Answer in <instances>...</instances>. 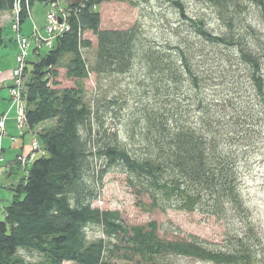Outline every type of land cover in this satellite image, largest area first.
Here are the masks:
<instances>
[{
    "label": "trees",
    "instance_id": "obj_1",
    "mask_svg": "<svg viewBox=\"0 0 264 264\" xmlns=\"http://www.w3.org/2000/svg\"><path fill=\"white\" fill-rule=\"evenodd\" d=\"M17 1L0 0V14H11ZM67 1L66 30L46 53L33 51L23 72L24 133L51 126L37 131L42 154L11 188L0 220V264H107L113 253L133 264H177L180 258L258 264L259 241L246 233L215 250L196 236L161 237L155 221L126 225L117 211L92 204L106 173L117 168L135 196L146 199L140 203L146 212L176 210L218 221L245 216L241 162L248 159L245 142L255 122L246 84L262 90L264 41L242 19L241 9L247 4L264 14V0H196L215 10L224 31L219 34L207 29L202 15H185L184 0H158L170 4L204 44L220 48L219 59H225L219 60L223 74L216 84L225 89L221 100L206 97L205 70L200 72L194 61H208L205 47L195 54L194 44L185 41L153 44L137 26L101 29L98 7L103 3L138 7L151 0ZM34 2L19 0L21 22ZM246 35L258 47L252 49ZM135 63L140 72L132 93L130 88L112 97L100 92L87 100L84 80L91 74L125 75ZM59 69L75 82L73 87L56 88ZM129 100L135 108L128 118L129 139L97 137L94 119ZM95 228L102 236L90 240L87 232Z\"/></svg>",
    "mask_w": 264,
    "mask_h": 264
},
{
    "label": "rangeland",
    "instance_id": "obj_2",
    "mask_svg": "<svg viewBox=\"0 0 264 264\" xmlns=\"http://www.w3.org/2000/svg\"><path fill=\"white\" fill-rule=\"evenodd\" d=\"M50 1L51 0H35L32 4L33 10L41 7L44 11V28L42 27V30L39 32L43 40L50 38V36L45 32V25L46 18L51 12L56 16H61L62 19L64 18L65 23H67L68 19V13L66 11V8L69 6L68 1L65 2L64 0H60L56 3L55 7H51ZM203 2L205 1L197 2L196 0H184L186 9L185 15L189 17L202 15L205 17L204 20L209 31L216 34L224 33L220 22L215 15V10ZM98 11L101 15V29L123 30L137 26L142 31L143 36L153 44L173 46L179 44L180 41H185L186 43L194 44L195 54H200V51L205 47L209 55L208 61L199 57L194 60L199 64L198 70L200 72L205 70L203 73L207 79L205 82L207 87H205L204 90H207L209 93L208 95H205L206 97H209L208 99H223L221 98V95H223L222 92H225V89L216 85L221 80L219 76L223 74L221 72L222 68L220 67L219 60L222 63L225 62V59H219L220 48L204 44V42L196 36L194 30L189 28V25L184 22L177 13L172 11L170 4L158 0H151L148 3L140 4L138 7H133L127 2L107 1L98 7ZM241 12L244 15V18L242 19L245 23L253 27L255 34L264 41V14H260L258 9L247 4L243 5ZM11 20L12 13L10 14V23L8 16L0 14L1 74H3L2 72L7 74L8 71L16 67L15 59L18 54V46L15 41L16 34L11 29ZM61 21L62 20H59V23H61ZM29 22V16L25 18L23 22H20L22 30H24L26 26L25 24ZM64 31L65 28H61L58 35H61ZM30 34L28 35L30 36ZM85 37L90 38L94 42L91 34L86 33ZM246 37L252 49L258 47V42L252 39L251 35H246ZM94 46L95 45L93 44V47ZM28 50L29 59L32 60L31 53L34 50L32 47ZM47 50H49V47L44 44V46H42V48H40L37 52L46 53ZM138 64L139 63H135L130 73L125 75L108 77L103 76L97 78L95 75L91 74L86 80H84L87 100H93L95 95L100 92L106 97L127 94L128 88H130L129 90L131 92L137 85L135 84V77L140 72ZM59 72V86L56 88L63 89L73 87L75 82L64 77V69H59ZM260 74L263 79L261 92H259L252 84H246L249 86V102L251 105L255 106L252 111V117L254 116L255 122L249 130L248 140L245 142L247 147L244 157H248V159L247 161L243 160L241 162L242 164L244 163V168L241 176L240 191L242 200L247 210L243 218L234 215L231 216L228 221H218L212 217L202 216L197 213H186L176 210H168L163 213L158 211L146 212L140 206V203L146 202V199L137 198L135 196L131 188L127 185L126 176L120 173L117 168L110 169L106 173L102 179V185L99 188L98 198L92 205L101 210L117 211L126 225H145L151 221H155L161 228V232L159 234L161 237L165 236L168 238L183 239L188 235L196 236L215 250H222L227 244V240L231 237L235 238L238 235H242V233H246L249 238L256 237L258 239L259 245L258 250H256L258 255L257 262L258 264H264V104L261 102L262 98H264V65L262 66ZM24 82L25 81L22 79V84L18 91H25L23 90ZM20 100L23 102L25 111V100L23 98ZM133 109H135L133 102L132 100H129L122 106L104 111L100 120L94 119L93 126L95 131H93L97 137L116 134L120 141L126 142L127 139H129L127 134V128L130 125L128 121L130 120L128 119L130 116L129 113L133 111ZM257 112L258 114L256 115ZM15 121V128L17 130L18 123L16 118ZM21 125L23 134L27 128L25 127V123L22 122ZM50 126L51 124L45 123L42 126H39V128L37 127V129H32L27 131L28 133H25V154H27L29 148L30 150L32 149V145L35 141L38 142V137L36 135L37 131ZM5 138H7V134L5 135L2 133L1 141L3 143V147L8 148L9 144L4 140ZM8 139L12 142L15 141V139L11 136L8 137ZM95 139L97 141V138ZM11 155L12 153L10 152L5 153V151H0V156L2 157V168L6 170V172L0 173V213L2 211L4 213V207H6L11 201V188H13V186L23 178L27 168H18V166L14 164L15 159L11 164H7L6 161H8ZM33 155L37 157L40 153L38 155L37 151H35ZM100 164L101 163H98V165ZM12 167H16L14 169L15 172L13 171L10 178L5 180L6 174ZM166 230H170V233L165 234ZM87 236L90 240H95L102 235L100 230L95 228L93 230L89 229ZM113 254L106 260L107 264H133L131 262L120 260L115 256L113 257ZM176 263L212 264L209 262H201L185 258L176 259Z\"/></svg>",
    "mask_w": 264,
    "mask_h": 264
},
{
    "label": "built area",
    "instance_id": "obj_3",
    "mask_svg": "<svg viewBox=\"0 0 264 264\" xmlns=\"http://www.w3.org/2000/svg\"><path fill=\"white\" fill-rule=\"evenodd\" d=\"M60 0L50 1L51 7H55L56 3ZM65 2L67 0H64ZM49 2V3H50ZM29 10V9H28ZM20 5L19 0L15 3L14 10L12 12V20H11V29L16 34L15 41L18 46V54L16 55L15 63L16 67L12 69L10 72V86L8 87L9 93V102L11 106L15 107L16 110V120H17V131L19 135H22V125L21 123L25 121L24 114V106L23 102L20 99H24L23 91H18L23 79V72L26 67L27 59L29 58V48L32 47L34 51L40 50L44 44L49 47H52V43L54 38L59 34L61 28H67V23H65L64 18L61 16H56L54 13H50L46 18L45 32L50 36L49 39L43 40L40 34L37 33L35 29L33 33L29 36H23L20 32ZM59 20H62L59 23ZM24 90V89H23ZM5 115L0 116V151H2L1 147V137L2 133L6 135L5 127H4ZM37 151V154H42L38 143L35 141L32 145V149L26 155L20 154L14 160V164L20 168L25 169L35 158L33 153ZM2 157L0 156V173L6 172L4 168H2Z\"/></svg>",
    "mask_w": 264,
    "mask_h": 264
},
{
    "label": "crops",
    "instance_id": "obj_4",
    "mask_svg": "<svg viewBox=\"0 0 264 264\" xmlns=\"http://www.w3.org/2000/svg\"><path fill=\"white\" fill-rule=\"evenodd\" d=\"M42 1H48V0H42ZM3 15L8 16L9 23H10V14L5 13ZM28 16L30 17V22L25 24L26 26L24 30H22L21 24H20V32L21 34H23V36H26V37L29 36L28 34L30 33L32 34L35 29L37 30V33L39 34V32L42 30V27L44 28L43 8L39 7L38 9L33 10L31 6L28 10ZM0 31H1V25H0ZM10 71H8L7 74H4L5 72H2L3 74L0 73V116L5 115L4 125H5V132L7 134V138H5L4 140L7 141V143L9 144L8 148L7 147L4 148L3 143L1 141V147H2L3 152L5 151V153L7 152L12 153L8 161H6L7 164H11L17 155H20V154L26 155L24 153L25 133H23L22 135H19L18 131L16 130L15 128L16 112L14 109L15 107L9 105L10 102H9L8 87L10 86ZM10 136L13 137L15 141L12 142L11 140H9L8 137ZM29 152H30V148L27 154ZM15 168L12 167L9 170V172L6 174L5 180L10 178ZM3 217H4V213L2 211L0 213V220H2Z\"/></svg>",
    "mask_w": 264,
    "mask_h": 264
},
{
    "label": "bare ground",
    "instance_id": "obj_5",
    "mask_svg": "<svg viewBox=\"0 0 264 264\" xmlns=\"http://www.w3.org/2000/svg\"><path fill=\"white\" fill-rule=\"evenodd\" d=\"M5 121V120H4ZM4 127H5V125H4Z\"/></svg>",
    "mask_w": 264,
    "mask_h": 264
}]
</instances>
